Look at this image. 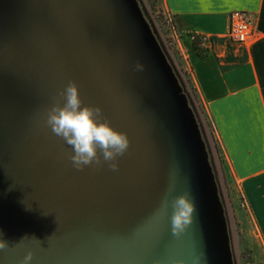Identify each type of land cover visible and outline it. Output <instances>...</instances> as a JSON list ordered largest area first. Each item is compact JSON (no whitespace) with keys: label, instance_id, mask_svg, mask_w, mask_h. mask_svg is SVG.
<instances>
[{"label":"water","instance_id":"water-1","mask_svg":"<svg viewBox=\"0 0 264 264\" xmlns=\"http://www.w3.org/2000/svg\"><path fill=\"white\" fill-rule=\"evenodd\" d=\"M153 79L110 0H0V264H214Z\"/></svg>","mask_w":264,"mask_h":264},{"label":"rangeland","instance_id":"rangeland-1","mask_svg":"<svg viewBox=\"0 0 264 264\" xmlns=\"http://www.w3.org/2000/svg\"><path fill=\"white\" fill-rule=\"evenodd\" d=\"M110 1L175 124L213 263L264 264V247L247 203L232 179L211 118L193 89L191 33L166 10L164 0Z\"/></svg>","mask_w":264,"mask_h":264},{"label":"crops","instance_id":"crops-1","mask_svg":"<svg viewBox=\"0 0 264 264\" xmlns=\"http://www.w3.org/2000/svg\"><path fill=\"white\" fill-rule=\"evenodd\" d=\"M164 7L187 32L206 37L205 55L190 56L191 82L264 247V0H164ZM234 11L255 16L256 40L230 39Z\"/></svg>","mask_w":264,"mask_h":264},{"label":"built area","instance_id":"built-area-1","mask_svg":"<svg viewBox=\"0 0 264 264\" xmlns=\"http://www.w3.org/2000/svg\"><path fill=\"white\" fill-rule=\"evenodd\" d=\"M170 22H172L171 19ZM172 26L174 28V24ZM228 35L236 43H250L256 40L259 37V31L255 16L243 11L230 13Z\"/></svg>","mask_w":264,"mask_h":264},{"label":"trees","instance_id":"trees-1","mask_svg":"<svg viewBox=\"0 0 264 264\" xmlns=\"http://www.w3.org/2000/svg\"><path fill=\"white\" fill-rule=\"evenodd\" d=\"M192 38V47L199 55H205V52L202 50V37L196 34H191Z\"/></svg>","mask_w":264,"mask_h":264}]
</instances>
